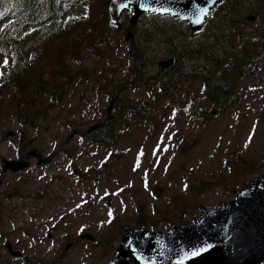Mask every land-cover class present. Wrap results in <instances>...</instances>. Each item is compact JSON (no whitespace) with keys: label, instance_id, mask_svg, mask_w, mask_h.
Wrapping results in <instances>:
<instances>
[{"label":"rangeland","instance_id":"374dc122","mask_svg":"<svg viewBox=\"0 0 264 264\" xmlns=\"http://www.w3.org/2000/svg\"><path fill=\"white\" fill-rule=\"evenodd\" d=\"M8 4L0 0V12L9 11ZM237 7L244 19L233 22L237 35L208 45L221 63L224 55L241 51L254 58L264 44V5ZM90 13L105 31L100 5ZM248 14L255 15L253 24L246 21ZM124 23L129 25L126 15L97 39L96 54L86 48L78 60L68 58L73 81L60 103L48 96L33 107L18 108L12 85L1 77L9 58L0 55L5 84L0 91V248L5 234L27 256L25 264H103L118 244L122 225L142 222L149 231L166 229L198 215L204 204L232 199L234 190L264 172V57L238 75L237 97L227 105L213 102L199 77L187 76L173 90L172 103L158 99L154 111L160 119L135 118L129 107L151 99L166 46L160 34H153L157 27L150 16L136 20L134 28L154 39L151 52L157 53L149 56L144 79L136 82L140 72L127 49ZM228 26L220 28L222 35L231 32ZM177 28L184 42L202 41L186 25ZM10 32L6 27L4 35L15 34ZM30 52L20 50V55L28 60ZM34 65L28 61L30 68ZM115 92L117 102L108 113ZM116 114L121 121L114 128L120 134L113 144L101 145L76 132L70 136ZM62 143L63 151L49 163L30 158L26 169L1 176L3 160L15 159L21 144L26 147L22 155L35 148L45 158ZM83 232L92 240H82Z\"/></svg>","mask_w":264,"mask_h":264},{"label":"trees","instance_id":"16d2710c","mask_svg":"<svg viewBox=\"0 0 264 264\" xmlns=\"http://www.w3.org/2000/svg\"><path fill=\"white\" fill-rule=\"evenodd\" d=\"M109 0H9L10 13L8 17H11V26L15 30L24 31L26 35L21 37L24 40L23 44L19 47L23 50H33L37 55L38 50L36 46H40V43L31 44V40H40L41 35H37L42 31H52V25L55 22V16H57L56 22L57 27L54 29L55 34L57 33L55 40L57 42V99L60 101L65 94L67 85L71 80V73L65 62V57L70 55L78 56L81 48L86 47L92 50L94 53L97 50L96 41L97 39L102 40L104 37V30H100L101 22L98 18H94L90 13V8L95 5H100L101 12L105 15V23L108 24V12L107 4ZM81 7L82 11L77 13L75 16L69 15L66 19L61 20V17L68 15L70 10ZM93 10V8H92ZM238 7L235 6H221L218 14H226L237 16ZM150 16V21L154 26H156V31L153 34L161 35V38L165 42L166 49L163 48V54L161 56L175 57V63L172 64L166 70L160 71L158 77L153 80L157 83V87L152 91V97L150 100L145 101L143 104H135L130 111L135 118L144 117L145 115H152L156 113V103L158 99H165L166 102L172 103L175 94L173 90L178 87L183 79L187 76H201L204 80V84L207 88L206 92L210 96H218L216 99L227 96L229 92L233 89L232 73L234 74V79L238 71L237 65L238 61L242 59V55L234 53L225 65L216 64V60L212 54H210L205 48L208 47V40H214L215 32L210 35L208 39H204L199 42L197 39H191L192 42H184L183 38L180 37V32L177 27L181 24L172 18L157 16L154 14L144 15ZM3 17H0V25L2 24ZM236 21V20H235ZM169 23V29L165 25ZM3 29L0 28V32ZM48 34V38L54 35ZM134 39L131 42V48L140 60V64H143L149 56L152 59L155 58L156 54L153 51L154 46H150V43L154 40L153 38H146L148 33L144 36L141 31L134 29ZM2 33H0V36ZM234 35H237V31H234ZM45 36L43 41L46 40ZM180 37L181 39H177ZM24 38V39H23ZM177 39V40H176ZM178 41V42H177ZM207 41V42H206ZM4 42H1V49L3 48ZM183 44V47L181 45ZM181 47V48H180ZM15 51L17 52L18 46L15 43ZM43 52V51H42ZM150 60V58H149ZM218 68H217V66ZM26 67V66H25ZM219 69V71H214V69ZM20 75L19 70L13 74L11 80L14 83L22 99L17 102L20 108L33 107L36 102L28 97L41 96L44 95L48 90L51 92V84L48 86L42 85L35 88L32 84L20 86V81L18 82V77ZM213 76L212 83H209V78ZM31 92V93H30ZM235 96V92H233ZM62 101V100H61ZM60 101V102H61ZM222 102V101H220ZM228 102H222V104ZM135 108V109H134ZM28 118V117H25ZM115 120L110 123L105 124L103 127L91 132V139L98 142L101 145H107L108 136H112L109 130L114 127ZM114 130V129H113ZM114 135L116 134V131ZM180 221V220H179ZM142 225V222L140 223Z\"/></svg>","mask_w":264,"mask_h":264},{"label":"water","instance_id":"95a60500","mask_svg":"<svg viewBox=\"0 0 264 264\" xmlns=\"http://www.w3.org/2000/svg\"><path fill=\"white\" fill-rule=\"evenodd\" d=\"M202 1L204 3L200 4ZM219 0H110V22L131 11L132 24L141 13L168 14L201 26ZM207 14L195 23L198 13ZM173 59L159 62L168 67ZM36 154V152H32ZM48 161L45 160L44 162ZM26 162H3V170L17 171ZM233 200L205 205L201 214L163 231L123 226L120 244L105 264H260L264 262V173L234 191ZM8 246V244H7ZM17 254V252H12ZM131 257V262L126 260Z\"/></svg>","mask_w":264,"mask_h":264},{"label":"flooded vegetation","instance_id":"af4514ba","mask_svg":"<svg viewBox=\"0 0 264 264\" xmlns=\"http://www.w3.org/2000/svg\"><path fill=\"white\" fill-rule=\"evenodd\" d=\"M264 1V0H263ZM262 0H221L220 3H217L216 5V9H214L212 11V13L208 16V18L204 21L202 28H206L207 30L205 31L206 33H211V29L210 28H214L215 30L217 28H224L226 27L225 25L228 24V22L230 21V19L232 20V16L231 15H225V14H218V12L221 9V6L224 7H228V6H251L252 4H254V2H259V5H264V2ZM218 7V9H217ZM252 19L247 20L248 23L253 24L255 21V15H251ZM220 20H223V22H220ZM208 23H210V26H207ZM186 24V23H185ZM188 26V24H186ZM189 28V27H188ZM210 29V30H209ZM225 58V57H224ZM54 228V227H53ZM52 228V229H53ZM29 236H31L32 239L38 240V238L35 235H31L30 232L24 230ZM52 235L49 234V237H51ZM4 234L3 237V241H6ZM68 243H72V242H68ZM13 246L15 248V244L13 243ZM28 260L27 256L22 254L21 256L18 257H11L7 251L6 248L3 246L0 248V264H25L26 261Z\"/></svg>","mask_w":264,"mask_h":264},{"label":"snow or ice","instance_id":"6c2138e0","mask_svg":"<svg viewBox=\"0 0 264 264\" xmlns=\"http://www.w3.org/2000/svg\"><path fill=\"white\" fill-rule=\"evenodd\" d=\"M207 14V9H202L199 13H198V17L195 21V23H200L201 22V19L200 17L204 16Z\"/></svg>","mask_w":264,"mask_h":264}]
</instances>
